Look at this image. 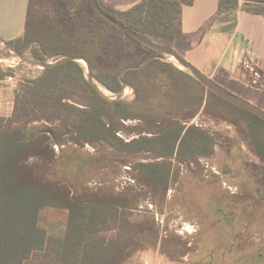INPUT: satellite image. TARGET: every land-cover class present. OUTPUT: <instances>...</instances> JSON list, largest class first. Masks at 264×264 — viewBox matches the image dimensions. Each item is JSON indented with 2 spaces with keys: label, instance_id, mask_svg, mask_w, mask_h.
<instances>
[{
  "label": "trees",
  "instance_id": "16d2710c",
  "mask_svg": "<svg viewBox=\"0 0 264 264\" xmlns=\"http://www.w3.org/2000/svg\"><path fill=\"white\" fill-rule=\"evenodd\" d=\"M39 1H29L23 36L6 45L19 55L37 45L36 59L60 61L36 78L20 80L11 117H0V264H126L138 253L158 248L159 232L147 223L131 220L130 204L134 200L103 191L74 193L67 182L79 181L102 161L122 162L123 156L142 152L156 153L164 159L176 155L191 159L206 156L212 151L213 140L197 127L186 128L177 119L168 120L167 109L173 117L178 116L182 110H190L188 102L179 109L159 105L155 110L141 112L129 103L110 102L87 79L77 61L84 59L90 65L92 78L119 94L124 83L136 88L153 70H172L187 76L174 65L157 59L138 69L152 56L161 54L159 51L142 45L106 21L90 0H48L50 14L36 18ZM98 2L113 19L164 45V41L176 39L183 8L193 5L194 0H142L125 12L102 0ZM239 10L264 16L263 5L241 7L240 0H220L213 22L231 19ZM113 31L120 36L114 37ZM123 36L143 47L144 53L134 63L120 60L122 68L132 66L121 77V71L103 69L101 60L110 49L124 53L126 47L120 39ZM255 72L264 77L262 72ZM8 75L0 68V80ZM198 85L221 102L256 119L250 117L248 130L254 149L264 162V121ZM205 104L206 96L202 93L191 102L192 113L186 114L185 119L195 118ZM129 120L143 122L152 136L124 140L118 133ZM36 124L51 128H34ZM66 144L105 145L111 150L88 159L75 151L58 155L56 146ZM136 170L155 188L166 190L171 182L172 169L166 162L140 163ZM49 209L65 213L62 235H51L43 226V214Z\"/></svg>",
  "mask_w": 264,
  "mask_h": 264
},
{
  "label": "rangeland",
  "instance_id": "374dc122",
  "mask_svg": "<svg viewBox=\"0 0 264 264\" xmlns=\"http://www.w3.org/2000/svg\"><path fill=\"white\" fill-rule=\"evenodd\" d=\"M80 5L85 6L84 2H80ZM51 8L48 0H40L35 8L36 18L46 17L45 14ZM113 35L120 36L114 31ZM120 39L126 47L124 53L110 49L102 57L101 66L103 69L110 68L113 73L121 71L122 77L132 66L122 68L120 60L137 62L143 56L144 49L125 36ZM192 42L182 38L178 31L176 39L164 41V45L171 46L183 57L185 48ZM5 47L0 44V68L17 77L18 86L20 80L36 78L47 66L60 61L36 59L34 52L38 50L37 45L31 46L23 55L10 47L13 50L11 53ZM154 59L174 65L187 76L172 70L166 73L153 70L144 83H137L136 88L124 83L123 90L116 94L92 78L90 65L84 59L77 61L82 66V62L86 63L87 66L84 65L83 68L87 79L110 102L129 103L139 112L155 110L159 105L176 106L179 109L188 102L190 110H182L178 116L173 117V113L167 109V118L177 119L186 128L197 127L205 132L213 140L211 153L206 156L197 155L193 159L180 155L164 159L152 152L123 156L122 162L102 161L89 169L79 181L67 182L68 187L74 193L103 191L128 197L134 200L130 204L131 220L147 223L159 232L158 248L140 252L126 264H264V162L257 155L248 130L253 116H246L237 108L202 90L198 85L201 83L188 71L180 68L171 57L156 54L138 69L144 68ZM246 70L247 73L243 76L245 81L261 88L260 82L263 80L255 75V70ZM213 79L232 94L246 96L241 87L224 83L218 78ZM254 79L258 84L253 83ZM176 82L181 84L180 87ZM202 93L206 96V104L195 118L185 119L186 114L192 113L191 102ZM257 94L260 97L263 95ZM252 99L255 102L263 100ZM11 100L12 97L9 101ZM1 103L0 111L4 114L0 115H8L7 101L3 100ZM253 105L264 110V103ZM143 124L139 120L126 121L118 134L127 142L141 136L151 137L152 134ZM33 127L51 128L43 124ZM110 150L105 145L56 146L58 155L62 151L68 154L75 151L83 159L101 157L103 152ZM164 162L172 169L171 182L166 190L153 187L136 170L140 163ZM65 221L63 211L49 209L43 214V226L51 235H62Z\"/></svg>",
  "mask_w": 264,
  "mask_h": 264
},
{
  "label": "crops",
  "instance_id": "0c3cea01",
  "mask_svg": "<svg viewBox=\"0 0 264 264\" xmlns=\"http://www.w3.org/2000/svg\"><path fill=\"white\" fill-rule=\"evenodd\" d=\"M29 1L0 0V44L15 41L23 36ZM102 1L117 11L125 12L142 0ZM219 1L194 0L193 5L183 8L178 31L182 38L193 41L185 48L183 58L211 79L218 78L224 83L241 87L247 97L244 95L240 97L246 98L250 103L263 104L264 77L263 82H260L262 87L254 88L243 76L249 68L264 74V16L239 10L232 16L233 20L230 22H213ZM244 4L264 6V0H240L241 7ZM13 77L17 81V77ZM15 91L16 89L6 79L0 80V109L1 101H7L9 113L0 117H11ZM256 92L263 95L260 97ZM252 98L263 100L255 102ZM0 114L4 113L0 111Z\"/></svg>",
  "mask_w": 264,
  "mask_h": 264
},
{
  "label": "water",
  "instance_id": "95a60500",
  "mask_svg": "<svg viewBox=\"0 0 264 264\" xmlns=\"http://www.w3.org/2000/svg\"><path fill=\"white\" fill-rule=\"evenodd\" d=\"M90 1H91L92 7L94 8V10L101 17H103L106 21L116 26L118 29L124 32L127 36H130L131 38L137 40L144 46L155 49L159 51L161 54L173 58L174 60L177 61L180 68L188 71L198 82H200L208 90L212 91L220 98L234 104L235 106L258 116L264 121V111L262 109L246 101L245 99H242L239 96L232 94L231 92H229L228 90L220 86L213 79H211L206 74H204L200 69L195 67L193 64L188 62L183 57H181L171 46L157 44L148 36L135 32L130 27L123 25L121 22L113 19L111 16L105 13L103 9L101 8V6L99 5L98 0H90ZM47 67H50V66H47Z\"/></svg>",
  "mask_w": 264,
  "mask_h": 264
},
{
  "label": "built area",
  "instance_id": "2783aa9c",
  "mask_svg": "<svg viewBox=\"0 0 264 264\" xmlns=\"http://www.w3.org/2000/svg\"><path fill=\"white\" fill-rule=\"evenodd\" d=\"M1 44H2V46H6L5 49H6L7 51L13 53V50H12L9 46H7L5 43H1ZM7 47H8V48H7ZM3 49H4V48H3ZM39 68H40V67H39ZM42 69H43V68H42ZM255 75H256L257 77H259L260 79H262L261 75H260L258 72H255ZM5 79H6L9 83H11L15 89L18 88V82L15 80V78H14L12 75H8V76H6ZM253 83H254V84H258V81L254 79Z\"/></svg>",
  "mask_w": 264,
  "mask_h": 264
},
{
  "label": "bare ground",
  "instance_id": "6f19581e",
  "mask_svg": "<svg viewBox=\"0 0 264 264\" xmlns=\"http://www.w3.org/2000/svg\"><path fill=\"white\" fill-rule=\"evenodd\" d=\"M82 63H83L85 66H87L85 62H82ZM84 65H83V66H84ZM105 90H106V89H105Z\"/></svg>",
  "mask_w": 264,
  "mask_h": 264
}]
</instances>
